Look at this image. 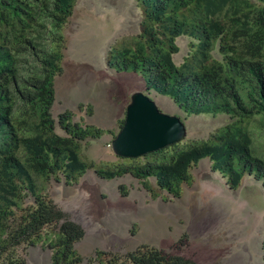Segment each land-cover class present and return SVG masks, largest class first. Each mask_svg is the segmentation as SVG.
I'll return each mask as SVG.
<instances>
[{
    "label": "trees",
    "instance_id": "trees-1",
    "mask_svg": "<svg viewBox=\"0 0 264 264\" xmlns=\"http://www.w3.org/2000/svg\"><path fill=\"white\" fill-rule=\"evenodd\" d=\"M75 1L0 0V264H25L17 251L39 243L50 252L47 264H194L149 245L125 254L96 250L85 260L74 249L82 228L38 193L36 178L68 183L85 173L90 166L77 154L81 143L115 136L73 122L69 111L57 116L64 136L55 132L53 80ZM135 2L141 32L132 46L109 51L108 67L140 75L146 91L167 96L186 114L224 115L229 122L205 141L148 154L161 158L142 165L96 170L98 177L129 173L147 190L153 177L159 190L178 197L191 181L189 169L208 159L232 188L246 174L264 189V159L253 148L264 129V0ZM179 37L190 41L176 65ZM261 251L264 263V229Z\"/></svg>",
    "mask_w": 264,
    "mask_h": 264
},
{
    "label": "rangeland",
    "instance_id": "rangeland-1",
    "mask_svg": "<svg viewBox=\"0 0 264 264\" xmlns=\"http://www.w3.org/2000/svg\"><path fill=\"white\" fill-rule=\"evenodd\" d=\"M141 22L135 0L75 1L62 28L61 72L53 80L51 116L58 135L64 136L57 116L65 111L72 114L73 122L115 135L135 91L146 94L161 112L181 120L186 136L176 144L178 149L207 140L229 122L224 115L186 114L167 96L146 91L140 75L116 73L108 67L109 51L132 46L141 32ZM189 41L187 37L176 39V65L182 63ZM259 119L255 117L251 125L257 126ZM112 138L104 134L80 144L77 154L90 167L76 181L67 183L61 176L34 179L38 193L82 228L84 235L74 245L81 257L86 260L96 250L125 254L149 245L180 254L194 264H264V189L253 175H243L232 188L228 177L212 170L211 162L203 159L189 169L191 181L180 186L178 197L159 190L153 177L145 181L149 190L129 173L102 179L96 170L161 158V154L119 158L108 147ZM173 146L164 151L172 152ZM253 148L264 159V129L254 135ZM17 252L25 264H47L50 258L41 243Z\"/></svg>",
    "mask_w": 264,
    "mask_h": 264
},
{
    "label": "water",
    "instance_id": "water-1",
    "mask_svg": "<svg viewBox=\"0 0 264 264\" xmlns=\"http://www.w3.org/2000/svg\"><path fill=\"white\" fill-rule=\"evenodd\" d=\"M186 136L181 120L161 112L143 92L130 94L123 124L110 141L112 153L137 159L179 143Z\"/></svg>",
    "mask_w": 264,
    "mask_h": 264
},
{
    "label": "built area",
    "instance_id": "built-area-1",
    "mask_svg": "<svg viewBox=\"0 0 264 264\" xmlns=\"http://www.w3.org/2000/svg\"><path fill=\"white\" fill-rule=\"evenodd\" d=\"M108 147H110V145H108Z\"/></svg>",
    "mask_w": 264,
    "mask_h": 264
}]
</instances>
